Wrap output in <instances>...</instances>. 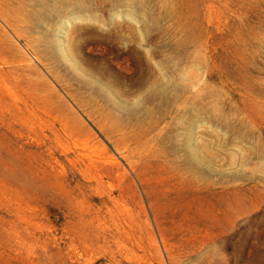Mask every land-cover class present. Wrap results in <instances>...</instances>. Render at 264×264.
I'll return each mask as SVG.
<instances>
[{"label":"rangeland","instance_id":"obj_1","mask_svg":"<svg viewBox=\"0 0 264 264\" xmlns=\"http://www.w3.org/2000/svg\"><path fill=\"white\" fill-rule=\"evenodd\" d=\"M0 9V264H264V0Z\"/></svg>","mask_w":264,"mask_h":264},{"label":"bare ground","instance_id":"obj_2","mask_svg":"<svg viewBox=\"0 0 264 264\" xmlns=\"http://www.w3.org/2000/svg\"><path fill=\"white\" fill-rule=\"evenodd\" d=\"M140 4V3H139ZM0 12H8L7 10H5V9H0ZM13 12V14H12V16H14V14H15V16L17 17L18 16V12H16V10L15 11H12ZM5 15L6 16H8L9 14L8 13H5ZM3 16H4V14H3ZM14 16V17H15Z\"/></svg>","mask_w":264,"mask_h":264}]
</instances>
